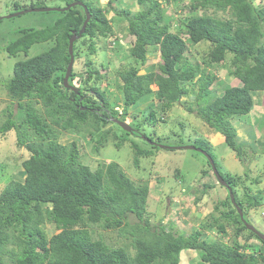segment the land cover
<instances>
[{"label":"trees","instance_id":"trees-1","mask_svg":"<svg viewBox=\"0 0 264 264\" xmlns=\"http://www.w3.org/2000/svg\"><path fill=\"white\" fill-rule=\"evenodd\" d=\"M44 1L29 0L25 4L28 0H15L9 11L46 7ZM63 1L66 6L74 1L83 5L35 11L52 12L56 16L39 27L18 28L4 46L10 55L25 57L16 61L5 82L11 103L1 112L0 136L13 129L16 145L24 148L27 156L17 177H11L0 188V264H179L181 254L186 255L189 250L198 252L195 264H264L262 247L246 251L251 245L246 244L248 239L254 236L261 239L244 226L226 187L223 186L227 191L225 198L214 207L218 214L211 212L210 220L201 222L200 227L215 229L219 236H224L230 226L235 236L231 244L206 238L207 241L196 236L199 231L187 234L170 224L152 223L148 216L144 217L150 191L148 181L133 182L114 160L99 161L92 169L82 160L79 143V138H88L92 153L98 156L108 143L120 147L128 137L116 130L122 128L111 118H117L134 128L133 133L122 129L124 133L171 146L166 142L169 135L156 136V131L148 135L143 127L165 122L167 118L162 112L166 114L178 105L220 134L241 163L249 157L264 160L259 129L264 126L262 116L257 115L253 120L259 128H253L252 124L247 127L249 132L260 136L258 145L239 143L232 123L234 117L250 113L253 92H264V0L185 3L184 0H137L139 6L134 11L113 6L122 0H107L104 6L99 0ZM84 7L90 18L73 43L74 62L68 78V83L76 87L72 90L63 83L70 60L68 41L72 32L77 34L83 25ZM108 11L113 15L108 17ZM4 18L0 13V22ZM116 19L126 22L125 32L132 38L127 48L115 36ZM96 39H103L104 46L115 52L123 51L127 59L115 69L118 75L115 94L99 85L106 72L93 64ZM202 42H207L209 47L200 58L197 53H185L190 46ZM39 43H48V47L29 56L30 49ZM154 50L158 51L160 62L147 65ZM81 57L82 69L78 71L76 61L80 62ZM220 68L237 82L229 83L228 78L215 72ZM152 83L156 90L150 87ZM139 108L143 123H136L139 120L135 116L127 121L129 114ZM109 123L114 130L106 128ZM64 134L75 137L63 143L60 138ZM147 142L152 147L129 141L134 155L132 165L139 169V157L154 156L159 149H185L160 148ZM193 145L213 159L218 173L232 188L243 217L251 223L248 213L263 204V196L261 190L253 193L248 184L258 186L261 177L251 178L247 171L243 177L224 168L203 138L196 137ZM203 156L209 170H202V176L210 171L217 183L209 159ZM152 172L150 169L148 173ZM172 173L171 177L184 184L176 170ZM260 175L264 176V168ZM248 179L251 180L246 182ZM214 186L215 182H202L200 195L194 197V202ZM183 191L186 195L198 192L193 187ZM129 213L138 222H129ZM47 226L57 232L48 233ZM94 226L116 230L128 240L121 245L108 243L100 234L93 235ZM243 231L248 235L242 243L238 238Z\"/></svg>","mask_w":264,"mask_h":264},{"label":"rangeland","instance_id":"rangeland-1","mask_svg":"<svg viewBox=\"0 0 264 264\" xmlns=\"http://www.w3.org/2000/svg\"><path fill=\"white\" fill-rule=\"evenodd\" d=\"M14 1L15 0H0L1 16L11 13L9 10L13 8L12 3ZM17 1L25 2L26 0ZM106 1L107 0H99V4L104 6ZM44 2H46L47 6H66L65 1L63 0H45ZM185 2H188V0H184L182 3ZM28 3L29 0L25 4ZM113 6L117 9L131 8L132 11H134L137 10L139 4H137V0H122L120 4L114 3ZM217 13L221 16L227 15L226 12ZM107 15L110 17L113 15V13L108 11ZM55 16L56 14L52 12L29 11L11 18H4L2 22H0V122L2 120V110L11 103L10 98H8L9 96L6 94V89H4L5 82L11 76L13 66L16 61L25 57L22 54L17 56L10 55L7 51H5L4 46L15 36L14 31H16L18 28L26 26L39 27L50 22ZM116 20L117 21L113 22L115 36L119 37L122 45L127 48L131 45L130 41L132 38L129 37L125 32L126 22L120 19ZM95 42L97 51L92 56L94 67L99 68V70L101 69L102 72H106V78L103 77L100 81H98L99 85L102 87L106 86L111 91V93L115 94L117 93V89L114 86V82L115 80H118V75L115 74V69L119 68L124 62L127 61V59H124L123 51L117 50V52H115L111 50V48H108L109 46L107 47L106 44L104 46L103 39H96ZM47 47L48 43L35 44L30 49V53L28 55H34L40 52L42 49H46ZM208 47L209 45L207 42H202L197 46H190L188 48V52L186 51L185 53L190 55H195L197 53V57L200 58V56L205 54ZM82 60L83 58L81 57L80 62L76 61V69L78 71L82 69ZM158 62H160V57L158 51L154 50V52L149 55L146 63L149 65L157 64ZM223 71L224 70L221 68L215 70V72L219 73L221 77L228 78L229 83L234 81L237 82L234 77H229V75L227 73H223ZM150 87L153 90L157 89V86L154 83H152ZM256 92L257 91L253 92V94L255 93L253 95L254 105L250 113L240 117H234L232 119V123L237 129V141L241 144L244 143V145H258V138H260V136L249 132V129L247 128L250 127L251 124L253 128H259V126H256V123L253 124L254 117L257 115L258 117L262 116L261 119L264 120V92ZM257 100H259V102H257ZM259 103L261 105L260 107ZM183 109V106L177 105L174 106L171 111H167L166 114L165 112H162L163 117L167 118V120H165V122L158 121L154 125L152 124L153 126L144 124V131L147 132L148 135H154V131L157 133L156 136L169 135V138L168 140L166 139V142L168 141L169 143L167 144H170L171 146H177L181 144L193 145L196 137L203 138L210 143L213 154L215 155L217 161L222 163L224 168H227V170L232 173L236 172L242 176L244 171H247L249 173L248 176L251 178L260 176L262 182L259 183L258 186H256L257 184H248V189H250L253 193L255 191L257 192L258 190H261L263 204L258 208L251 209L248 213V218L251 221V224L264 233V176L260 175L264 168V160L257 159L256 157H249L244 161V163H241L236 158L235 152L225 145L220 134L207 127L200 118L189 114ZM132 112L133 114H129V119L127 121H130L132 116H135V118L139 120L136 121V123H143L141 120V109L139 108L133 110ZM107 127H110L113 130L115 129L112 123H109L106 128ZM259 129L260 133L262 134V143L264 144V126L260 127ZM116 130H121L120 132L124 136H127L128 140L125 141L120 147H115L112 143L106 144V146L101 149L99 156L92 153V142L89 141L88 138H79V143L82 150V160L89 164L92 169L97 166L99 161L108 162L110 160H114L120 164V166L125 170L126 174L133 182L147 180L150 191L144 217L148 216L152 223L170 224L173 229L181 230L187 234L193 233L194 231H199L200 233L196 234L198 237L202 236V238H208L209 240L214 239L217 241H223L227 244L232 243L235 236L232 234L230 226L227 227L228 234L224 236H219L215 232V229H202L200 227L201 222L210 220L209 214L211 212L216 215L218 214V212L214 210V207L217 203H219L218 200H223L225 198L227 193L223 186H221L218 182V184L216 183V181L213 179V176L209 173L210 171H208L207 175L204 173V176H202V170H209L207 160L203 154L190 148L172 150H162L158 148L159 150L156 149L158 151L154 156L143 159L139 157V160H141V168L139 169L132 165L134 155H132L129 141L134 140L136 144L146 148L152 146L147 142V139L143 140L140 137L124 133V131L118 127H116ZM174 133L181 136L180 139H178L177 135L174 136ZM74 137L75 136L70 134H64L61 136L60 141L66 143ZM180 141H183V143H180ZM26 156L27 152L25 149L16 145V135L13 129L7 131L4 136H0V188L3 187L11 177H17L20 170V164ZM144 167L146 168L144 169ZM150 169L153 170L152 173H148ZM174 170L180 174L186 187L197 188L198 192L192 191L191 194H183V190L186 187L184 184L178 182L177 178L171 177ZM160 178H165V180ZM250 180L251 179H248L246 182H249ZM207 181L212 183L215 182L214 188L210 189L208 193H204L198 202H194V197H199L200 195L198 189H201V183ZM239 188L240 186H238V189ZM240 190L242 191V189ZM183 195H186V197H183ZM169 197L172 200H169ZM127 220L132 223L138 222L137 217L133 213H129ZM92 229L94 230V236L100 234L102 237H104L106 242L112 243L114 245H121L128 240L125 236L119 235L118 231L116 230H103L98 226H94ZM46 230L48 233L53 231L57 232L56 230H53L51 226H47ZM247 235L248 232L243 231L242 236L238 239L243 243ZM246 244H248V246L251 244L246 251L258 249L259 246L264 249V243L255 236L248 239ZM186 252V255L183 253L181 254L179 264H195V262H198L199 256L196 250H189Z\"/></svg>","mask_w":264,"mask_h":264},{"label":"water","instance_id":"water-1","mask_svg":"<svg viewBox=\"0 0 264 264\" xmlns=\"http://www.w3.org/2000/svg\"><path fill=\"white\" fill-rule=\"evenodd\" d=\"M74 5H83V3L81 1H74V2H71L69 3L67 6L63 7V8H59V7H56V6H46V7H35V8H27L25 10H20V11H15L11 14H7L5 15L6 18H10V17H13V16H17L19 14H22L24 12H29V11H42V10H58V9H61V10H66L68 8H70L71 6H74ZM84 10H85V13H86V18L83 22V25L81 27V29L78 31V33H74L72 32V35L71 37L69 38V41H68V52L70 54V60H69V63L67 65V68H66V73H65V76L63 78V83H64V86L65 87H69L71 88L72 90H76V87L69 84L68 83V78H69V75H70V72H71V69L73 67V62H74V55H73V43L74 41L79 38L85 28V25L88 21V19L90 18V15H89V12L87 10L86 7H84ZM112 121H114L115 123H117L122 129H124L125 131L127 132H131L133 133L134 132V128L129 124L127 123L126 121L124 120H120V119H117V118H111ZM149 142H151L152 144H156L157 146H159L160 148H168V147H171L169 145H164V144H161V143H157L155 141H152L150 139H148V137H145ZM174 148H190V149H196L197 151L201 152L203 155H205L207 157V159H209L210 161V164H211V168H212V171L215 175V178L217 179L218 183L224 187L227 188L228 190V193H229V196L231 198V201H232V204L236 207L238 213H239V216L241 218V221L243 222L244 226L249 230L251 231L252 233H254L256 236H258L263 242H264V233H262L260 230H258L253 224H251L250 222H247L246 219L243 217V211L242 209L235 203V200H234V195L232 193V188L230 187V185L222 178V176L218 173L215 165H214V162H213V159L210 157V155L205 151L203 150L202 148L200 147H196L194 145H181V146H173Z\"/></svg>","mask_w":264,"mask_h":264},{"label":"crops","instance_id":"crops-1","mask_svg":"<svg viewBox=\"0 0 264 264\" xmlns=\"http://www.w3.org/2000/svg\"><path fill=\"white\" fill-rule=\"evenodd\" d=\"M185 253V252H184Z\"/></svg>","mask_w":264,"mask_h":264},{"label":"flooded vegetation","instance_id":"flooded-vegetation-1","mask_svg":"<svg viewBox=\"0 0 264 264\" xmlns=\"http://www.w3.org/2000/svg\"><path fill=\"white\" fill-rule=\"evenodd\" d=\"M138 136V135H137Z\"/></svg>","mask_w":264,"mask_h":264}]
</instances>
